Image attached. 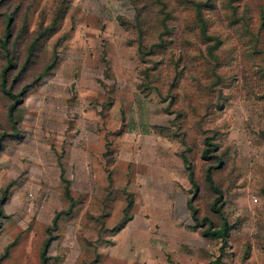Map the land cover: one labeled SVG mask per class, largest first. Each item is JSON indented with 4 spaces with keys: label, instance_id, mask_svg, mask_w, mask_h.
Instances as JSON below:
<instances>
[{
    "label": "rangeland",
    "instance_id": "374dc122",
    "mask_svg": "<svg viewBox=\"0 0 264 264\" xmlns=\"http://www.w3.org/2000/svg\"><path fill=\"white\" fill-rule=\"evenodd\" d=\"M0 40V264H264V0H0Z\"/></svg>",
    "mask_w": 264,
    "mask_h": 264
},
{
    "label": "trees",
    "instance_id": "16d2710c",
    "mask_svg": "<svg viewBox=\"0 0 264 264\" xmlns=\"http://www.w3.org/2000/svg\"><path fill=\"white\" fill-rule=\"evenodd\" d=\"M10 34V31H7V36ZM0 44L3 48L6 46V41H1ZM8 54V52H6ZM11 60H7L6 66L3 69L1 73V88L4 91V93L9 97V99L12 101L11 106L8 109V117L11 122L16 124L15 118H14V112L16 110L17 104L19 103V96L12 92L11 89H8L6 86L7 83V77L8 73L10 71L11 67ZM46 73L39 74L34 82L40 81ZM31 85H27L25 89L30 88ZM24 92V91H23ZM22 92V93H23ZM21 93V94H22ZM14 130H16V127L14 126ZM6 137V134L0 135V149L2 148L3 141ZM203 148L201 151V157L206 162L212 161V160H219V156L216 154L218 145L214 142V135L212 136H206L203 139ZM181 159L183 162V165L187 171V177L189 180V183L191 186L196 188V183L193 176V169L191 167V164L188 160V158L181 153ZM215 167L209 166L204 170V180L206 183V187L208 190H210L212 193L216 195V198L211 206V210L213 213L217 214L220 217V226L218 228L213 227L208 219L206 217L199 218L198 212L196 208H194L190 202L188 203V206L191 210V218L195 222V224L202 229V235L206 238L214 239V240H221L223 241V244L226 242V238L228 237L231 229L233 228V225L229 223L224 211V201L222 199V191L221 189L215 184L214 179L212 177V170ZM6 193V189L2 192V196L0 197V218L3 217V210H2V202H3V196ZM132 206V201L128 203V208ZM72 212V201L70 207L66 211L59 212L55 215L53 218L52 224L53 229L57 227V220L60 215H70ZM52 238L49 237L41 248V261L44 263L48 259V249L50 246ZM223 246L220 248V252L222 253ZM211 264H228L225 261L222 260V258L219 256L214 261L211 262Z\"/></svg>",
    "mask_w": 264,
    "mask_h": 264
}]
</instances>
